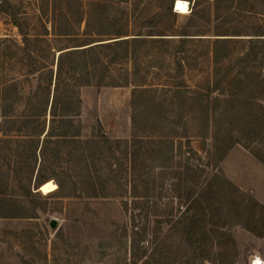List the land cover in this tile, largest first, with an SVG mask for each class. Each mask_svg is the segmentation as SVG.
<instances>
[{
    "label": "rangeland",
    "instance_id": "374dc122",
    "mask_svg": "<svg viewBox=\"0 0 264 264\" xmlns=\"http://www.w3.org/2000/svg\"><path fill=\"white\" fill-rule=\"evenodd\" d=\"M174 1L0 0L8 8L0 10V86H12L15 114L23 111L36 82L27 80L29 66L12 14L34 39L33 61L42 77L52 70V88L59 54L95 41L83 53L63 56L60 79L77 98L75 121L81 140L90 143L91 157L81 162L73 149L59 164V179L77 181L71 195L33 189L38 164L28 181L38 192L30 199L12 178L2 182L0 191L14 211L0 215V264H129L122 227L132 213L139 214V226L146 222L156 234L154 245L164 264L178 259L179 248L191 264L202 259L203 264H264V212L259 209L264 207V36L251 51L248 42L264 23V0H185V13L174 10ZM183 30L187 35L180 39ZM121 31L146 41L135 59L109 62L112 50L96 44L116 39L113 34ZM216 39L224 40L228 51L215 67ZM213 84L217 89L211 91ZM196 92L210 93L208 103L215 110L207 136L199 135V108L184 104ZM99 132L112 142L134 135L191 137L174 138L175 158L164 169L158 164L167 161L156 152L135 147L137 161L132 165L125 159L126 192L118 196L113 188L101 190L113 181L98 169L107 149L90 142L100 140ZM186 140L208 165L190 159ZM216 172L228 182L233 216L225 212L222 178L211 176Z\"/></svg>",
    "mask_w": 264,
    "mask_h": 264
},
{
    "label": "trees",
    "instance_id": "16d2710c",
    "mask_svg": "<svg viewBox=\"0 0 264 264\" xmlns=\"http://www.w3.org/2000/svg\"><path fill=\"white\" fill-rule=\"evenodd\" d=\"M7 9L8 8L0 6V10L8 11ZM169 9H171V5ZM12 18L13 23L18 28L21 36L22 57L27 60L29 66L27 80L31 79L32 81H35L36 85L31 88L33 91L28 97L21 114H15L17 110H13L14 104L9 101L12 86H0V188L3 181L8 182V180L12 178L13 181L18 184L22 196L30 199L33 197V193L38 192H33L28 186V181L31 180L34 166L38 164L37 175L34 180L35 188L33 189H37L42 183L53 179L59 194L71 195L72 191L75 192L77 189V181L71 176H69L67 180L59 179L57 175L58 166L62 162V159L68 156L73 149L74 154L79 155L78 157L81 162L85 161L88 163L91 154L87 148V145L90 143L81 140L80 130L75 121V117L78 115L77 98L69 92L68 85L60 80L61 75L63 74V56L71 57L75 56L74 53H83L87 49H90V47H92L90 44L95 41L78 44L75 47H84L69 50L64 54H59L57 69L54 76L56 81L52 88V70L49 69L45 78L42 77V73L39 72V69L33 61L31 44L34 39L29 37L24 26L19 22V19L15 15L12 14ZM148 25L152 26L151 24ZM113 35L118 36L115 37L116 39L109 42L96 44L112 50L111 56L108 60L109 62H114L119 58L135 59L137 57L138 49L146 41L145 36L127 38L123 31ZM186 35V31L183 30L180 39H185L184 37ZM263 36L264 23L261 25L259 24L254 33L248 38L250 51L263 39ZM223 42L224 40L216 39L212 45V61L215 67L218 65V62L220 63L224 55H227L228 49L222 44ZM175 65L177 73L181 74L183 69L181 56H176ZM84 67L85 70H88V64L86 65L85 63ZM71 69L73 73L79 71V69L76 70L74 67ZM78 73L81 74V72ZM42 81L44 84L40 87V82ZM87 82H89V80H87ZM83 83L84 82H81V84ZM180 86V84L175 86L174 89L176 93H179L178 89ZM212 89H217V84H213L210 90L212 91ZM13 90L16 91L15 88ZM41 90L42 92H40ZM199 93L200 92H196L194 95H191L190 98L185 100L184 104L191 106V108L196 105V107L199 108L201 119L200 126L202 127V134L199 135L207 136L211 120L213 121L215 110L210 106V103H208L210 93ZM221 100L226 101L227 99L222 98ZM175 137L189 138L191 135L177 134V136H167L158 139L151 137L142 138L141 136L134 135L131 140L123 139L112 142L109 138H106L102 132H99L100 140H90V142L95 143L98 146L102 143L103 146L101 145V148L107 149V155L99 161L98 169H101L100 171H103V169L107 171V174L110 177L108 181L110 179L113 181V184H108L107 182V186H102V192L106 190L105 187H108L109 189L113 188L116 195L124 196L126 188L121 181V174L127 163L125 159L132 165L133 161H137L136 155L139 151V149L136 150L137 148H135L137 146H148L149 151L153 150L161 159L167 161L166 163L158 164L160 169H164L167 164L175 158ZM230 144L231 143H229L225 151L221 153L219 160L222 159L224 153L229 149L231 146ZM187 145L189 146V142L186 140V146ZM188 148L187 151L190 154V159H196L199 165H208L209 160H205V157L199 156L191 147ZM214 148L217 149L216 144H214ZM206 159H211V157H209V151L206 155ZM211 176L222 178L221 190L226 193L224 194L225 197L222 195L226 205L225 212L227 215L233 216V207L230 205V200L232 198L231 193L227 188L229 187L227 180L223 176H219L217 172L211 174ZM123 203L126 207L127 201L123 200ZM255 203L258 205L256 200ZM259 209L264 212V207L262 205ZM13 211L14 209L9 204V199L4 192L0 191V215L6 217ZM138 216L139 214L135 216L134 213H132L129 220L125 221L122 227L123 236L130 244L129 264H136L142 259H149L152 264H164L162 262V259H164L163 253L157 250V246L155 247L154 245V240L158 239L156 234L149 232L146 222L139 226V224L135 222L136 219H139ZM192 237L196 238V233L193 231ZM178 250L179 257L171 264H191L185 261V257H187L188 253L184 251V248V252L181 251V248ZM200 263L203 264L204 260L202 259ZM230 264L235 263L233 261Z\"/></svg>",
    "mask_w": 264,
    "mask_h": 264
},
{
    "label": "bare ground",
    "instance_id": "6f19581e",
    "mask_svg": "<svg viewBox=\"0 0 264 264\" xmlns=\"http://www.w3.org/2000/svg\"><path fill=\"white\" fill-rule=\"evenodd\" d=\"M174 10L178 13H185L188 11V3L185 0H175ZM56 188L52 180H48L40 185V190L43 192H50Z\"/></svg>",
    "mask_w": 264,
    "mask_h": 264
},
{
    "label": "water",
    "instance_id": "95a60500",
    "mask_svg": "<svg viewBox=\"0 0 264 264\" xmlns=\"http://www.w3.org/2000/svg\"><path fill=\"white\" fill-rule=\"evenodd\" d=\"M54 223H55L54 221H51V226H52V227L54 226Z\"/></svg>",
    "mask_w": 264,
    "mask_h": 264
},
{
    "label": "clouds",
    "instance_id": "9594fccd",
    "mask_svg": "<svg viewBox=\"0 0 264 264\" xmlns=\"http://www.w3.org/2000/svg\"><path fill=\"white\" fill-rule=\"evenodd\" d=\"M256 264H260V262L259 261H256Z\"/></svg>",
    "mask_w": 264,
    "mask_h": 264
}]
</instances>
